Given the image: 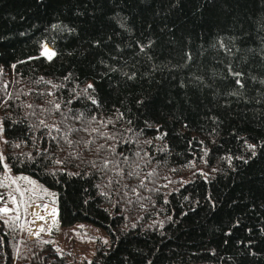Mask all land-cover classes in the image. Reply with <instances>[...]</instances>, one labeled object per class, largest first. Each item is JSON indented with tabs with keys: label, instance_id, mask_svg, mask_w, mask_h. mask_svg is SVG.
Returning a JSON list of instances; mask_svg holds the SVG:
<instances>
[{
	"label": "trees",
	"instance_id": "1",
	"mask_svg": "<svg viewBox=\"0 0 264 264\" xmlns=\"http://www.w3.org/2000/svg\"><path fill=\"white\" fill-rule=\"evenodd\" d=\"M0 123V264H264V0H0Z\"/></svg>",
	"mask_w": 264,
	"mask_h": 264
},
{
	"label": "rangeland",
	"instance_id": "2",
	"mask_svg": "<svg viewBox=\"0 0 264 264\" xmlns=\"http://www.w3.org/2000/svg\"><path fill=\"white\" fill-rule=\"evenodd\" d=\"M0 129H1V123H0ZM43 204H47V203L35 202L28 205L25 203L24 197L23 196L21 197L20 195L19 200L16 199L15 204L11 200V203L8 206H2L1 208L7 207L8 209H10V213L15 214L16 216L19 215L21 228H25L29 236L32 237L33 235L31 234L29 229L31 215H32V208L34 205L41 206ZM40 223L41 225L45 226L44 232L45 234H47L53 222L49 224L48 222L40 221ZM95 238H98L103 242L108 240L107 234L101 228L94 226L88 222H77L71 226H66L59 229L56 246L58 248H61L64 244H66L68 241L71 240L74 242L75 250L79 253L81 258L87 255L88 252L92 249Z\"/></svg>",
	"mask_w": 264,
	"mask_h": 264
},
{
	"label": "bare ground",
	"instance_id": "3",
	"mask_svg": "<svg viewBox=\"0 0 264 264\" xmlns=\"http://www.w3.org/2000/svg\"><path fill=\"white\" fill-rule=\"evenodd\" d=\"M45 47H47L51 51V49L48 45H44L42 50H41V53H43ZM45 205L47 206L46 210L43 207ZM53 209H55L56 215H57L56 208L51 206V205L43 204L41 206L40 205H34L33 206L30 225H29V229H30V232L32 235H34L38 232L40 225H41L40 221H45V222H48L49 224H51L55 220L56 215L55 216L50 215V213L53 211ZM37 214L39 216H43L44 219L43 220L37 219Z\"/></svg>",
	"mask_w": 264,
	"mask_h": 264
},
{
	"label": "snow or ice",
	"instance_id": "4",
	"mask_svg": "<svg viewBox=\"0 0 264 264\" xmlns=\"http://www.w3.org/2000/svg\"><path fill=\"white\" fill-rule=\"evenodd\" d=\"M42 55L46 56V57L50 60V59L55 55V53H54V52H51L47 47H45V48H44V51H43V53H42ZM89 87H91V85H89ZM57 108H59V105H57ZM0 131H2V130H0ZM2 160H3V157L0 156V161H2ZM24 179H27V178H24ZM27 182H28L29 184H32V183H33V182L30 181V180H28ZM12 183L15 184L16 181L13 180ZM17 192H20L21 197L24 195V193L21 192L20 189H17ZM12 202H13L14 204L16 203V197H15V196L12 197ZM43 207H44L45 210L47 209V206H46V205L43 206ZM0 213H2L4 216H8L9 213H10V209H8L7 207L0 208ZM50 215H52V216H55V215H56V211H55V209H53V211L50 213ZM15 219H16V220H19V219H20L19 215H17V216L15 217ZM37 219L43 220L44 217H43V216H39V215L37 214ZM53 223H55V221H53ZM40 231L43 232V231H45V229L41 228Z\"/></svg>",
	"mask_w": 264,
	"mask_h": 264
},
{
	"label": "water",
	"instance_id": "5",
	"mask_svg": "<svg viewBox=\"0 0 264 264\" xmlns=\"http://www.w3.org/2000/svg\"><path fill=\"white\" fill-rule=\"evenodd\" d=\"M41 55H42V53H41Z\"/></svg>",
	"mask_w": 264,
	"mask_h": 264
}]
</instances>
